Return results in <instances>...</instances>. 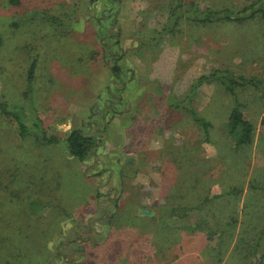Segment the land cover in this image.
<instances>
[{
    "label": "rangeland",
    "instance_id": "374dc122",
    "mask_svg": "<svg viewBox=\"0 0 264 264\" xmlns=\"http://www.w3.org/2000/svg\"><path fill=\"white\" fill-rule=\"evenodd\" d=\"M253 1L0 0V99L61 139L36 145L0 115V264H264V95L236 88L254 127L236 147L233 97L195 85L228 69L264 86V19L187 18ZM72 128L99 139L85 162L65 148Z\"/></svg>",
    "mask_w": 264,
    "mask_h": 264
},
{
    "label": "trees",
    "instance_id": "16d2710c",
    "mask_svg": "<svg viewBox=\"0 0 264 264\" xmlns=\"http://www.w3.org/2000/svg\"><path fill=\"white\" fill-rule=\"evenodd\" d=\"M7 2L10 4H18V0H7ZM214 5H216L218 9L213 8V6H211V8L207 7L200 10L199 8H196L194 12L187 15L188 20H190V22L193 24L200 25H224L231 23H243L256 17L264 19V0H254L253 2L242 6L240 9L229 8L225 6L226 4L224 3H222L221 5ZM33 13L35 15H33L32 18L28 17L27 20L31 18L28 21H33V19H41L58 25L62 24L61 19H59L58 17H54L46 13H44V15H42L43 13H40L39 16L35 11ZM25 20L26 19L23 18L21 21L25 23ZM22 22L20 24H22ZM20 24L13 22L11 26L14 29H20L22 27L21 26L19 28L18 25ZM35 66V59H33L27 71V88L34 79ZM111 71L114 77H116L117 79L120 78V70L116 64L111 67ZM212 82L219 83L224 88V90L233 97V106H231L230 108L226 121V131L228 136L232 139L236 147L251 144L254 127L252 123L247 120L242 114L241 104L238 99H236V88L242 89L247 85L252 86L259 96H263V83L259 80H256L254 77L246 78L242 75H236L234 72L228 69H215L206 76H200L197 79L195 85ZM25 94L26 93H24V95ZM0 115L15 122L18 128V136L20 138L32 137L36 145L43 146H54L61 142L60 138L52 135H47L44 131H41L40 133L32 131L29 125L30 120L24 116L23 108L14 106L12 109H9L6 102L1 99ZM195 121L202 126L204 132L206 133L209 123L202 117L196 116ZM34 123L38 129L39 123L37 121H35ZM63 142L65 144L67 153L71 157L76 158L79 162H85L92 156H94L95 148H97L99 145L98 138H96L94 135L88 134L81 128H72ZM165 150L169 152L168 144ZM165 198L166 200H169V192L167 193ZM28 206L30 212L32 213L43 209V205L37 201L30 202Z\"/></svg>",
    "mask_w": 264,
    "mask_h": 264
},
{
    "label": "crops",
    "instance_id": "0c3cea01",
    "mask_svg": "<svg viewBox=\"0 0 264 264\" xmlns=\"http://www.w3.org/2000/svg\"><path fill=\"white\" fill-rule=\"evenodd\" d=\"M198 255V254H197ZM199 257V256H198ZM201 258V257H200ZM179 262L182 263V264H191L189 258H180L179 259Z\"/></svg>",
    "mask_w": 264,
    "mask_h": 264
},
{
    "label": "water",
    "instance_id": "95a60500",
    "mask_svg": "<svg viewBox=\"0 0 264 264\" xmlns=\"http://www.w3.org/2000/svg\"><path fill=\"white\" fill-rule=\"evenodd\" d=\"M140 214L141 215H148V216H152L153 213L148 211L147 209H144L143 211H140Z\"/></svg>",
    "mask_w": 264,
    "mask_h": 264
}]
</instances>
